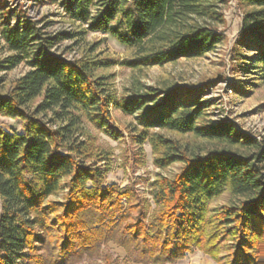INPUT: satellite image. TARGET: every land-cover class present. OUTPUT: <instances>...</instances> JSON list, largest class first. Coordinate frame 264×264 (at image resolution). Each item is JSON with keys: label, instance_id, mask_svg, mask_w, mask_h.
<instances>
[{"label": "trees", "instance_id": "obj_1", "mask_svg": "<svg viewBox=\"0 0 264 264\" xmlns=\"http://www.w3.org/2000/svg\"><path fill=\"white\" fill-rule=\"evenodd\" d=\"M50 2L65 23L56 31L53 22L14 11L0 22L7 52L0 74L30 67L8 86L0 77V117L22 126L21 133L0 126V264H121L104 249L111 242L125 250V263L176 264L198 250L216 264H264V139L234 122L207 121L209 102L197 88L149 87L118 99L113 77L100 72L120 62L87 42L90 34H110L133 51L120 64L132 70L202 57L226 40L227 1ZM240 3L233 56L251 62L264 85V0ZM64 42L85 47L66 59L56 53ZM111 107L138 114L136 160L149 142L158 168L181 164L172 178H155L151 200L135 183L106 184L112 155L89 126L120 139ZM226 194L229 203L212 206Z\"/></svg>", "mask_w": 264, "mask_h": 264}, {"label": "rangeland", "instance_id": "obj_2", "mask_svg": "<svg viewBox=\"0 0 264 264\" xmlns=\"http://www.w3.org/2000/svg\"><path fill=\"white\" fill-rule=\"evenodd\" d=\"M222 6L225 16L226 40L217 48L198 58H183L175 63L163 67L155 66L143 70H132L120 65L133 56V51L121 45L110 34L95 33L87 37L90 44H100L96 54L114 59L120 64L109 68L100 74L112 76V91L118 99L130 95L135 90H145L149 87L158 90H169L179 87L197 88L201 90L204 101H208L206 108L207 121L234 122L243 130L259 141L264 139V85L257 81V77L249 69L251 62L241 61L233 56L236 39L240 31L243 18V5L240 0H226ZM4 2V4H2ZM8 11H14L15 16H29L34 20H42L44 24L53 22L50 31H56L65 26L56 14L59 9L50 0H0V22ZM3 41L0 40V57L7 54ZM71 43L64 42L56 50L58 55L66 59L80 56L83 47L71 50ZM247 56H254L246 50H241ZM249 69V70H247ZM30 67L23 63L7 74H0L5 86L25 75ZM249 72V73H247ZM115 127L122 137L115 140L105 132L89 126L97 143L112 155L111 169L106 174V184H116L121 187L135 183L140 192L151 200L152 183L157 176L172 178L181 169L180 163H175L165 169L155 165V156L149 142L144 144L145 156L136 160L138 148L132 141L131 134L138 125V114L129 115L121 109L110 108ZM0 126L8 132H22L20 120L0 117ZM139 130L141 127H139ZM153 132H158L155 129ZM164 135L183 141H193L192 137L177 136L169 132ZM230 202L228 194L215 200L212 206H221ZM1 210V200H0ZM121 264L125 263L127 254L117 244L111 242L104 248ZM81 264H103L100 258L86 259ZM176 264H216L209 256L196 250L192 255Z\"/></svg>", "mask_w": 264, "mask_h": 264}]
</instances>
